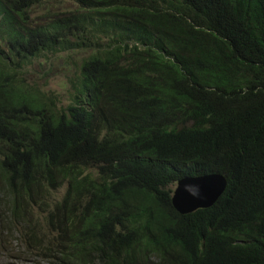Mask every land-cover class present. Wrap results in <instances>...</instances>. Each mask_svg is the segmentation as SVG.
I'll list each match as a JSON object with an SVG mask.
<instances>
[{
  "label": "trees",
  "instance_id": "trees-1",
  "mask_svg": "<svg viewBox=\"0 0 264 264\" xmlns=\"http://www.w3.org/2000/svg\"><path fill=\"white\" fill-rule=\"evenodd\" d=\"M61 1L0 0V254L264 264V0ZM64 52L68 103L28 79ZM211 173L222 196L179 212Z\"/></svg>",
  "mask_w": 264,
  "mask_h": 264
},
{
  "label": "rangeland",
  "instance_id": "rangeland-1",
  "mask_svg": "<svg viewBox=\"0 0 264 264\" xmlns=\"http://www.w3.org/2000/svg\"><path fill=\"white\" fill-rule=\"evenodd\" d=\"M60 6H56V11L75 9L77 6L71 0H64ZM42 10L37 9V14L33 15L34 20H38L42 15ZM41 60L30 68L29 81L39 83L45 90H49L54 96H59L60 103H68L71 101L72 81L75 79V67L78 62L71 61L69 53L64 52L58 56H52L46 63L41 64ZM30 81V82H31ZM65 193V188H61L59 195ZM0 229H2L0 225ZM6 236V235H5ZM17 235L13 236L7 245L13 247L12 253L1 252L0 264H31L26 257H21L19 252L15 251L17 245ZM7 249V247H6ZM15 252V253H14ZM17 254V255H16ZM19 255V256H18ZM15 256V257H13Z\"/></svg>",
  "mask_w": 264,
  "mask_h": 264
},
{
  "label": "water",
  "instance_id": "water-1",
  "mask_svg": "<svg viewBox=\"0 0 264 264\" xmlns=\"http://www.w3.org/2000/svg\"><path fill=\"white\" fill-rule=\"evenodd\" d=\"M227 185L226 177L220 173L183 178L175 188L173 204L184 214L211 207L225 192Z\"/></svg>",
  "mask_w": 264,
  "mask_h": 264
}]
</instances>
